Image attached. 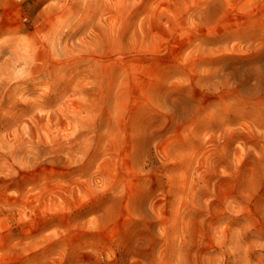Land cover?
Here are the masks:
<instances>
[{
	"label": "rangeland",
	"instance_id": "rangeland-1",
	"mask_svg": "<svg viewBox=\"0 0 264 264\" xmlns=\"http://www.w3.org/2000/svg\"><path fill=\"white\" fill-rule=\"evenodd\" d=\"M0 264H264V0H0Z\"/></svg>",
	"mask_w": 264,
	"mask_h": 264
}]
</instances>
